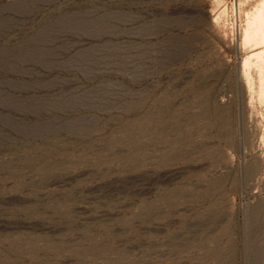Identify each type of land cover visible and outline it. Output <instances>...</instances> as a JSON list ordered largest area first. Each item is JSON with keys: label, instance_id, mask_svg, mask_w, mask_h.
I'll return each mask as SVG.
<instances>
[{"label": "rangeland", "instance_id": "rangeland-1", "mask_svg": "<svg viewBox=\"0 0 264 264\" xmlns=\"http://www.w3.org/2000/svg\"><path fill=\"white\" fill-rule=\"evenodd\" d=\"M263 3L0 0V264H264Z\"/></svg>", "mask_w": 264, "mask_h": 264}, {"label": "bare ground", "instance_id": "bare-ground-1", "mask_svg": "<svg viewBox=\"0 0 264 264\" xmlns=\"http://www.w3.org/2000/svg\"><path fill=\"white\" fill-rule=\"evenodd\" d=\"M244 41L246 44L256 41L261 46V50L247 58L244 63L248 75L249 88L255 93V88L257 90L256 84L259 83V80L264 83V3L252 17L249 28L244 35ZM252 68L257 71L256 80L251 75ZM256 92L258 93L259 91L257 90ZM252 95L254 96V94Z\"/></svg>", "mask_w": 264, "mask_h": 264}]
</instances>
